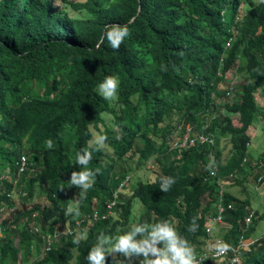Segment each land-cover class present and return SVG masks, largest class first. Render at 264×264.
<instances>
[{
  "label": "trees",
  "instance_id": "obj_1",
  "mask_svg": "<svg viewBox=\"0 0 264 264\" xmlns=\"http://www.w3.org/2000/svg\"><path fill=\"white\" fill-rule=\"evenodd\" d=\"M62 1L88 16L73 17L56 8L54 0H0V206H6L0 216V264H69L72 260L88 264L85 257L97 235L129 230L134 198L143 206L136 224L167 220L192 250H201L204 224L214 214L218 190L216 177L208 176V155L213 152L215 157V143L196 142L168 161L157 155L159 171L153 179L124 188L112 208L115 214L101 217L125 173L111 177L113 157L90 143L91 127L104 137L115 157H135L140 164L167 151L171 127L162 123L172 111L191 124L194 133L208 121L206 132L214 138L216 130L229 135L231 144L228 157L217 164L216 175L237 176L257 110L255 92L264 85V2ZM120 26L127 27L128 35L113 48L104 34ZM234 68L246 77L238 84V97L215 103L212 95H218L225 73ZM106 76L119 81L115 103L97 90ZM104 113L111 115L112 127L104 123ZM233 114L237 125L232 123ZM155 135L162 136L160 143L153 139ZM137 137L144 142L141 148L134 146ZM84 151L91 159L86 165L77 164V153ZM21 155L26 164L18 171ZM84 169L94 173L87 189L70 181L71 173ZM167 177L174 182L164 192L159 185ZM15 184L21 185L18 193ZM35 186L45 195L44 207L23 200L25 195L32 197ZM224 197L232 208L224 213L228 227L217 234L224 244L236 246L241 236L252 237L253 229H244L250 203L227 192ZM92 212L98 213L96 219L86 216ZM33 214L40 235L31 230ZM82 217L79 229L62 234ZM48 220L50 226L42 225ZM54 227L57 239L42 252L45 239L51 238L46 233ZM33 254L39 258L30 260ZM118 256L109 251L106 264H123ZM238 257L235 263L208 260L206 264H264V235L252 239ZM151 259L148 254L143 264Z\"/></svg>",
  "mask_w": 264,
  "mask_h": 264
},
{
  "label": "rangeland",
  "instance_id": "obj_2",
  "mask_svg": "<svg viewBox=\"0 0 264 264\" xmlns=\"http://www.w3.org/2000/svg\"><path fill=\"white\" fill-rule=\"evenodd\" d=\"M68 1H80V0H68ZM84 1V0H81ZM257 1V0H254ZM54 5L56 8L63 9L64 12L67 14L73 16V17H86L88 16V13L85 10H74L71 5L67 2H63L62 0H54ZM244 9V4L239 6V14H241L242 10ZM229 15H230V6L228 5L225 9V20L229 21ZM246 80V77L244 73L238 72L237 69H231L224 75V82L218 87V95L213 94L212 98L214 99L215 103H217L220 99H229L232 101V99L238 97L239 89L238 84L242 83ZM98 87V85H97ZM231 87V94L230 96H226L224 90L226 91L227 88ZM115 96V95H114ZM255 98H256V104H257V110L254 113V118L249 125L248 133L250 136L249 144L247 145V151L245 160L242 159V162L240 166L242 169L240 171H235L237 176H234L233 178H238L241 183H236L233 180H230L226 176L222 177V187L225 190V192L229 193L232 196H235L239 199H247L250 203V210H254L255 218H258L256 223L251 225L249 224L248 229H253L252 231V237L245 239V244L251 243V239H255L256 237H259L261 235H264V184L260 185L256 178L261 174L264 178V85L256 90L255 92ZM111 103H115V98H110ZM179 114L175 111H172L170 115L165 118L164 122L162 123V126H165L168 124L171 127L170 134L174 131L177 124L180 123L181 120H179ZM232 123L234 125L238 124L237 121V115H231ZM103 121L106 125L112 127L113 121L111 118V115L108 113L103 114ZM99 127L102 129V125H99ZM92 130V138L90 140V143H96L97 146L102 148L109 156L113 157V168L111 169L110 175L112 178L114 176H118L120 171H124L125 176H128V183L125 187H132L135 185V183L139 180H148L153 179L155 174L159 171L157 162L155 163L154 158L158 155L163 160L168 161L172 159L174 156L176 157V151L175 150H168L167 152H164V154H153L150 159L147 161H143L142 163L138 164L136 163L135 157H130L127 155H124L120 158L115 157L113 155L112 149L108 144L105 142L98 143V138L101 137L99 134V131L93 127H91ZM166 134V135H167ZM155 142H159L162 139V136H156L153 137ZM144 142L140 137H137L134 142V146L136 148H141L143 146ZM214 152L216 157V164L221 165L225 159L228 157L230 153V140L229 135H220L217 130L215 131V144H214ZM244 158V157H243ZM261 161V162H260ZM259 163V165H257ZM147 165L149 167H147ZM259 186L255 189V186ZM21 185L15 184L14 188L15 191L18 193L19 188ZM16 200H20V197L16 196ZM23 200L26 202L27 205H33L38 204L41 206H45L47 201L45 198V195L43 192L40 191V189L35 186L33 195L30 199L25 197ZM20 202V201H19ZM18 202V204H19ZM17 203V202H16ZM71 209V207L69 208ZM143 211V206L138 198H134L132 200L131 204V212H130V221H129V229L135 225L138 221L139 215ZM2 214V213H1ZM0 214V216H1ZM42 225H48L50 226L52 223L50 220L43 222ZM225 230L224 228H216L217 233H222V231ZM47 232L46 234H48ZM84 230H83V237L85 236ZM82 235V234H79ZM111 255L113 257H117L120 261H122L123 264H143L146 256L140 255L136 253H113L111 252ZM39 258L36 254H33L30 257V260ZM23 264V263H22ZM69 264H74V260L70 261Z\"/></svg>",
  "mask_w": 264,
  "mask_h": 264
},
{
  "label": "clouds",
  "instance_id": "obj_3",
  "mask_svg": "<svg viewBox=\"0 0 264 264\" xmlns=\"http://www.w3.org/2000/svg\"><path fill=\"white\" fill-rule=\"evenodd\" d=\"M261 2H264V0H261ZM127 35V27L120 26L118 28L113 27L112 29L106 31L104 37L108 39L110 45L113 48H116L119 46L122 38ZM118 83L119 81L115 76H106L102 81L99 82L97 90L105 99H110L114 97ZM103 139L104 137L101 136L98 138L97 142L100 143L103 141ZM48 146L51 147V142H49ZM90 159L91 156L87 151H84L82 154L77 153L76 155V163L80 165H86ZM93 175L94 173L92 170L84 169L80 172L71 173L70 181L72 184L79 185L81 189H87L91 187V178ZM259 176L262 175L260 174ZM257 179L258 177L256 180ZM262 180L263 176L259 181L257 180V182L261 185ZM173 182L174 179L172 177L161 178L159 185L160 190L166 192ZM258 187L259 186L256 185L255 189ZM230 203L232 204V202ZM69 210L71 211V209ZM250 211H253L252 218H254V210H250V208L247 209V214ZM194 227L195 226L193 225L192 230H194ZM226 227L222 228L225 229ZM246 228L244 224V229ZM215 234H217L216 231ZM138 235L140 236V239H137ZM156 244H160L162 246L157 248L155 246ZM223 247L227 248V245H223ZM109 251L113 253L119 252L125 254H150L152 259L150 261H146V264H193L192 248L182 236L177 234L174 227L167 220L157 222L156 224L150 226L136 224L133 225L127 232H123L115 236H109L105 233H100L96 237V243L88 250L85 259L87 260L88 264H106L105 257L108 255Z\"/></svg>",
  "mask_w": 264,
  "mask_h": 264
},
{
  "label": "built area",
  "instance_id": "obj_4",
  "mask_svg": "<svg viewBox=\"0 0 264 264\" xmlns=\"http://www.w3.org/2000/svg\"><path fill=\"white\" fill-rule=\"evenodd\" d=\"M231 87L227 88L225 91L226 96H230L231 94ZM180 123L177 124L176 128L172 133L167 135L166 137V144H167V151L175 150L176 154L179 151L189 149L194 143L201 142V143H209L214 144V136L212 133L206 132L209 122H205L202 125V129L194 133L193 127L191 124H188L184 121V119H180ZM166 151V152H167ZM209 162H210V169L208 171L209 177H216V183L218 185V190L214 194V201H213V212L214 214L209 216L204 224V236L202 238V244H201V250H192L193 251V264H206L208 260L212 261H223V260H229L230 263H235L239 261L238 255L240 254L241 250L248 249V245L250 243L245 244V238L242 236L239 239V243L236 246H230L227 244H224L223 238L220 235L215 234L216 228L219 227H226L228 224L224 221V213L232 208V204L230 202L225 201L224 197V190L222 187V179L217 176V165L215 162V157L212 152L209 153ZM245 160V158H243ZM18 163V171H22L26 164V159L24 155H21L17 161ZM147 167H149L147 165ZM229 179H232L234 175L232 173H229L227 176ZM262 178V176H258V181ZM128 176H125L124 179H122L118 186L116 187L114 193H113V199L107 204L108 211L107 213L103 214L101 217H107L108 215H114V211L112 208L116 206V203L119 201V194L124 191L125 186L128 183ZM6 209V206L2 205L0 206V214L4 212ZM37 215L33 214L32 219L29 222L31 230L34 232H37L38 235H40L39 227L35 224V217ZM87 217H90L92 219H96L98 217L97 212H92L90 214L86 215ZM253 217V211H250L245 219L244 224L245 228L249 225L251 222V219ZM83 220V217L81 219H76L75 221V227L71 230L65 229L62 234H72V232L76 229H79L81 226V222ZM75 230V231H76ZM57 227H54L52 229V232L48 233V235L51 234V238L45 239V235L43 238L45 239L43 250L42 252H45L49 250L51 246V242L55 241L57 238ZM47 235V236H48ZM0 236H1V228H0ZM223 245H227V248H224ZM20 264H22L20 262Z\"/></svg>",
  "mask_w": 264,
  "mask_h": 264
},
{
  "label": "water",
  "instance_id": "obj_5",
  "mask_svg": "<svg viewBox=\"0 0 264 264\" xmlns=\"http://www.w3.org/2000/svg\"><path fill=\"white\" fill-rule=\"evenodd\" d=\"M139 8H140V6L138 5V11H139Z\"/></svg>",
  "mask_w": 264,
  "mask_h": 264
}]
</instances>
